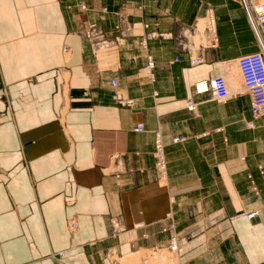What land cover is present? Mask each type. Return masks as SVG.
I'll use <instances>...</instances> for the list:
<instances>
[{"label": "crops", "instance_id": "obj_1", "mask_svg": "<svg viewBox=\"0 0 264 264\" xmlns=\"http://www.w3.org/2000/svg\"><path fill=\"white\" fill-rule=\"evenodd\" d=\"M260 49L242 0H0V264H264V114L239 63ZM219 74L227 100L195 92Z\"/></svg>", "mask_w": 264, "mask_h": 264}, {"label": "built area", "instance_id": "obj_2", "mask_svg": "<svg viewBox=\"0 0 264 264\" xmlns=\"http://www.w3.org/2000/svg\"><path fill=\"white\" fill-rule=\"evenodd\" d=\"M243 4L249 14L251 23L256 28L257 25L264 27V0H243ZM256 5L259 6V8L255 7ZM87 37L90 38L93 43L95 42V47L99 49L101 48L100 46L105 47L112 44L105 40V37L102 35V33L92 34L90 32H87ZM96 45H99V47ZM200 57L194 59V63H201L202 59ZM148 59L149 63L147 68L149 69L153 65V60L151 56H149ZM239 63L242 73L244 74L243 76L245 86L251 92L250 94L252 102V112L255 116H259L261 115V113H264V50L241 56L239 59ZM112 82L115 87L118 85V81L116 79H114ZM208 91H212L220 99H226L229 96V91L227 89L225 79L221 75L210 79H203L196 83V93H205ZM119 99L124 105L132 106L134 104L133 100L131 99H121V97H119ZM191 104H193L192 101L189 102V107L194 108V106H192ZM144 128V124L140 123L137 125L136 130L141 132L144 130ZM157 136L158 138L156 141L154 154L157 159V167L164 174L166 172L167 166L164 144L159 133L157 134ZM175 140L178 141L180 139L176 138ZM254 188L257 189V187ZM258 213L259 212L254 211L252 213H249L248 216L249 218H252L257 216ZM174 239L175 238H173V240ZM173 248H175V246ZM176 250H178V247Z\"/></svg>", "mask_w": 264, "mask_h": 264}, {"label": "rangeland", "instance_id": "obj_3", "mask_svg": "<svg viewBox=\"0 0 264 264\" xmlns=\"http://www.w3.org/2000/svg\"><path fill=\"white\" fill-rule=\"evenodd\" d=\"M207 12H208V10L206 11V13L202 17H200L199 19L196 20L195 24L192 27L187 29L184 32V34H183L184 35L183 37H187V36H190V38L193 37L194 41H195V45H197V46H198L199 43L206 44V45L208 43H211V44H215L216 43L217 21H216V24H215V19L212 16V14H210V10H209L208 13ZM212 12L214 13L213 9H212ZM257 26H258V28L254 27V26L253 27L256 29V31L258 32V35H259V37L261 39V49L260 50H264V45H263L264 42H262V41H264V27H261L260 25H257ZM87 32H90L92 34L102 33V35L105 37V40L108 41L109 43H111V40L106 39L107 36H106L105 31L98 24H92V25L90 24L89 29L85 32L86 36H87ZM121 32H123V29H121ZM186 42H189V40H187ZM92 43H93V41H92ZM93 44L95 45V42ZM96 46L99 47V45H96ZM111 46H112L111 44L109 46H105V47L100 46L101 47L100 51L109 50V48ZM194 59H196V58H194ZM245 89H247V87ZM249 94H250V92H249ZM162 252L164 253V255H158L154 259L159 260V259H161V256H163V258H162L163 262L162 263L166 264L165 261H169L171 264H176V258H174V256L171 255L169 250L166 249V250L160 251V252H158L156 254H159V253H162ZM135 255H137V257H139V255H141V257H142V253L135 254ZM157 264H160V262L157 263Z\"/></svg>", "mask_w": 264, "mask_h": 264}, {"label": "bare ground", "instance_id": "obj_4", "mask_svg": "<svg viewBox=\"0 0 264 264\" xmlns=\"http://www.w3.org/2000/svg\"><path fill=\"white\" fill-rule=\"evenodd\" d=\"M255 7H257V8H259V6H255ZM253 25V24H252ZM254 26V25H253ZM255 27V26H254ZM257 28H258V26H257ZM220 75V74H219ZM216 76H218V75H215V76H212L211 78H213V77H216ZM222 76V75H221ZM223 78L225 79V77L223 76ZM199 82V81H198ZM225 82H226V79H225ZM196 85V84H195ZM226 85H227V82H226ZM118 86V85H117ZM201 88H203V87H201ZM227 89H228V87H227ZM229 91V90H228ZM250 92V91H249ZM251 93V92H250ZM214 94V93H213ZM215 95V97L218 99V100H221V101H225V100H227L228 98H229V96H228V98H226V99H220V98H218L217 96H216V94H214ZM229 95H230V93H229ZM250 96H251V94H250ZM192 106H194V104H191ZM253 113V112H252ZM262 114H264V113H261V115ZM260 116V115H259ZM73 227H75L76 225H75V223H73V225H72ZM172 246L174 247L175 246V242H176V238L173 240L172 239ZM172 249H174V248H172ZM165 252V251H164ZM167 253V252H166ZM158 255H164V253L162 252V253H159V254H156L155 256H154V258H156ZM141 256L139 255V257H137V255H135V260H134V264H138V262H139V258H140ZM153 258V257H152ZM152 259L151 261H150V264H157V263H159L160 262V264H164V263H162L163 262V260H162V258H163V256H161V259H159V260H156V259ZM128 256L125 258V260L126 261H128ZM147 261V260H146ZM157 261V262H156ZM165 263L166 264H171L169 261H165Z\"/></svg>", "mask_w": 264, "mask_h": 264}]
</instances>
